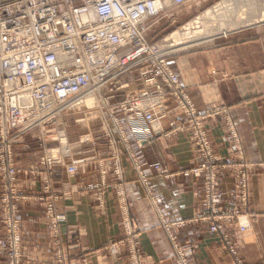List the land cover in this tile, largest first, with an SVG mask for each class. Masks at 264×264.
I'll list each match as a JSON object with an SVG mask.
<instances>
[{"label": "rangeland", "instance_id": "374dc122", "mask_svg": "<svg viewBox=\"0 0 264 264\" xmlns=\"http://www.w3.org/2000/svg\"><path fill=\"white\" fill-rule=\"evenodd\" d=\"M220 8H223L222 11L216 12ZM200 18L201 24H198ZM149 23L151 31L147 42L154 51L149 56L144 55L140 67H133L118 76L112 74V78L99 90L95 88L78 97L58 100L55 110L43 115L39 120H44L30 128L23 136L13 133L9 140L12 168L15 171L13 179L16 177L14 181L2 170L1 159L4 158L2 154L5 153L7 144L2 140L0 129V261L3 264H30L24 244L20 201L33 196H23L19 192L18 183L22 170L16 164L18 158L16 147L20 140L34 131L44 136L39 139L42 149L38 162L40 168L31 166L28 173L32 178L37 177L41 183L42 195L39 199L45 202L52 237L51 261L54 264H65L70 258V250L78 247V239L75 237L76 232L73 231L69 232L66 239H63L61 234V227L67 222V215L56 210L57 194L53 190V176L56 171L65 172L70 178L79 176L81 165L89 160L86 155L91 153L97 156L98 146L104 144L107 156L102 159L95 158L99 162L96 167L99 180L86 186L85 190L96 192L95 197L104 210L106 188L113 186L116 197L123 206L127 199L128 184L124 176L127 165L145 194L150 197L152 186L145 168H151L159 177L170 178L172 175L159 163H142L138 148L142 147V143L162 136L161 122L177 112L184 116V123L181 125L173 123L171 127L174 132H190L195 155L199 159L195 167L182 174L207 180L203 187L204 211L199 213L197 218L208 222L210 231L223 237L230 255L241 264L238 261V251L231 246L228 235L219 223L220 217L217 218V215L226 213L222 210L225 193L221 190L220 177L217 173L219 175L221 169L234 170L233 203L235 206L239 205V208H246L250 205V179L254 170L261 166L250 163L242 155L239 161L232 159L226 161L214 151L206 129L207 120L221 115L230 117L232 110L225 105H217L200 113L191 90L184 84L174 67L175 59L179 55H192L213 48H223L229 44L233 46L239 38L246 41H264V0H192L182 8H170L157 20H150ZM196 27H201L202 31H213L216 36L200 44L187 43L170 47L191 40L187 38L193 36L192 31L199 30L195 29ZM223 27L230 29L226 36L220 30ZM186 29H190L189 35H185L189 32ZM176 33L177 35H174ZM142 72L146 73L147 77L141 75ZM211 73L215 77L214 85H219L230 78L226 71L214 69ZM170 76L175 77L177 82L169 79ZM150 81H154V85L147 86ZM143 94L149 95V99H144L148 101L137 103L136 98L139 99ZM86 96L88 97L85 98ZM137 104L139 106H136ZM47 116L50 117L45 119ZM9 117L7 114L4 120L7 126L10 125ZM227 117L223 120L231 130V145L234 150L232 153L242 154V143L235 130V123L233 124L232 119ZM90 157L93 158L91 155ZM47 195H50V201ZM231 214L238 216L237 210ZM158 218L162 227L170 233L172 224L163 219L160 210ZM238 224L240 233H244L249 226H241L239 222ZM123 226L128 228L126 239L121 241L111 239L105 249L117 256L127 246L129 264H145L136 223L130 219ZM169 237L174 249V264H191L184 251L177 245L175 237L171 235Z\"/></svg>", "mask_w": 264, "mask_h": 264}, {"label": "crops", "instance_id": "0c3cea01", "mask_svg": "<svg viewBox=\"0 0 264 264\" xmlns=\"http://www.w3.org/2000/svg\"><path fill=\"white\" fill-rule=\"evenodd\" d=\"M237 40L233 46L229 44L192 55H179L174 68L191 90L200 113L217 105H225L232 110L230 117H226L235 123L242 154L232 153L231 130L225 124L223 119L226 117L223 115V118H209L206 123L214 151L226 161L238 160L242 155L250 163L261 166L254 170L250 179V205L246 208H239L233 203L234 170H219L221 172L217 176L220 178H217L225 193L222 210L226 213L217 215V218L220 217L219 223L231 246L238 251L241 264H264V41ZM214 69L226 71L230 78L214 85L215 77L211 75ZM184 120L179 112L169 116L161 122L163 135L142 143V147L138 148L142 163H159L172 175L170 178L159 177L151 168H145L152 186L150 197L127 165L124 173L128 184L127 199L123 206L113 186L106 188L104 210L95 197L96 192L85 190L86 186L99 180L96 170L99 162L96 159L107 156L104 144L98 146L97 156L86 155L89 160L81 165L79 176L70 178L65 172L56 171L53 176V190L57 194L55 206L58 212L67 215L61 234L66 239L73 231L78 239V247L70 250V258L65 264H129L127 246L117 256L105 247L111 239H126L128 228L123 225L130 219L136 223L145 264H174L170 235L175 237L191 264H238L230 255L223 237L212 233L210 224L197 218L204 211L203 187L207 180L182 174L199 161L190 132H174L171 127L173 123L181 125ZM125 127L128 128L126 124ZM41 137H44L43 134L34 131L20 140L16 147V164L22 170L19 192L23 196H33L20 201V215L30 264H54L51 261L52 237L45 202L39 199L42 195L41 183L28 173L31 166H39ZM47 199L51 200L50 195ZM159 210L163 219L172 224L171 234L162 227ZM235 210L240 218L230 215ZM238 222L241 226L249 225L244 233L239 232ZM0 264L3 262L0 261Z\"/></svg>", "mask_w": 264, "mask_h": 264}, {"label": "built area", "instance_id": "2783aa9c", "mask_svg": "<svg viewBox=\"0 0 264 264\" xmlns=\"http://www.w3.org/2000/svg\"><path fill=\"white\" fill-rule=\"evenodd\" d=\"M33 1L0 0V129L7 144L1 160L12 181L16 180L9 140L13 133L23 136L55 110L58 100L99 90L112 74L140 67L144 55L154 51L147 42L150 20L192 0H166L159 11L154 7L161 0L147 4L144 0ZM18 7L29 14H18ZM138 9L143 18L133 14ZM3 10L15 13L11 21L1 24ZM2 52L13 55L8 58ZM169 79L177 82L173 76ZM141 96L137 103L148 101L144 100L148 94ZM7 114L9 126L4 124Z\"/></svg>", "mask_w": 264, "mask_h": 264}, {"label": "bare ground", "instance_id": "6f19581e", "mask_svg": "<svg viewBox=\"0 0 264 264\" xmlns=\"http://www.w3.org/2000/svg\"><path fill=\"white\" fill-rule=\"evenodd\" d=\"M136 1H142V0H136ZM148 1L149 0H144V2H145V4H147L148 3ZM132 2H134V0L132 1ZM32 4H40V2L38 1L37 2V0H34L33 2H32ZM163 4H167V1L166 0H161V1H158L156 4H155V7H154V9L155 10H158L159 8H161V7H163ZM169 4H171L170 2H169ZM18 9V14H21V15H23V16H27V14H29L28 13V11L27 10H23V8H21V7H18V8H16V10ZM222 9L223 8H220V9H218V11H216V12H220V11H222ZM144 10L145 11H148L149 9L147 8V7H144ZM154 11V10H153ZM159 11V10H158ZM3 13H2V15H3V17L2 18H4V20H3V23L1 22V24H4V22H8V21H11L12 20V15H13V13H15V12H12V13H10L9 14V12L8 11H6V10H3L2 11ZM20 12H22V13H20ZM142 12L140 11V9H138V10H136L133 14H135V15H138L139 16V18H143V15L141 14ZM210 14V13H209ZM208 14V15H209ZM211 16H212V14H211ZM201 18L197 21V23L198 24H201ZM137 21V20H136ZM17 23L18 24H20V22L17 20ZM200 28L201 27H196L195 29H199V30H197V31H192V34H193V36L192 37H190V38H187V39H191V40H189V41H186L185 43H183V42H179V43H177V44H175V45H171L170 47H176V46H181V45H183V44H187L188 43V45L189 44H192V43H194V44H200V43H203V42H208L209 40H210V38H214V36H216L214 33H213V31H211V32H209V30H204V31H202V30H200ZM191 29V28H190ZM190 29H186L187 31H189V32H186L185 33V35H189L190 34ZM221 30V32H222V34L223 35H227L228 34V32H230V29L229 28H227V27H223V28H221L220 29ZM20 31H22V30H20ZM174 35H177V33L176 34H174ZM3 54H6V53H4V52H2ZM7 56H8V58H10V57H12V53L10 52V53H8V54H6ZM88 96H86L85 98H87ZM91 98H93V97H91ZM90 99V98H89ZM244 226H246V225H244ZM247 227V226H246Z\"/></svg>", "mask_w": 264, "mask_h": 264}]
</instances>
